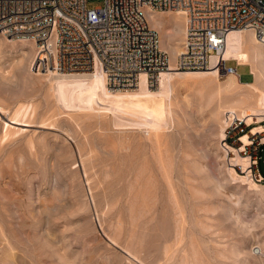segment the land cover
<instances>
[{
	"label": "rangeland",
	"instance_id": "rangeland-1",
	"mask_svg": "<svg viewBox=\"0 0 264 264\" xmlns=\"http://www.w3.org/2000/svg\"><path fill=\"white\" fill-rule=\"evenodd\" d=\"M103 2L87 5L94 9ZM158 13L165 29L173 30L164 21L176 12ZM158 33L163 50L173 44L174 32L164 45ZM36 49L27 39L8 42L0 35V106L5 110L0 114V264H180L181 257L186 264H264L253 251L264 238V193L230 179L227 168L237 169L215 116L219 104L246 94V87L217 94L192 80L175 81L161 156L157 149L141 147L148 144L143 131L117 126L138 119L74 115L65 108L54 95L50 72L31 68ZM248 69L239 66L242 81L253 80ZM219 76L222 82L228 78ZM10 117L22 118L25 126L16 125L22 130L6 138ZM156 152L168 166L165 172ZM145 156L149 163L138 182ZM260 167L264 175L263 162ZM166 182L177 192L187 221L174 254L166 250L177 229Z\"/></svg>",
	"mask_w": 264,
	"mask_h": 264
},
{
	"label": "built area",
	"instance_id": "built-area-1",
	"mask_svg": "<svg viewBox=\"0 0 264 264\" xmlns=\"http://www.w3.org/2000/svg\"><path fill=\"white\" fill-rule=\"evenodd\" d=\"M88 1L0 0V34L34 42L42 72H91L98 63L107 86L120 90L137 87L142 74L156 85L170 68L147 10L185 15V41L175 62L180 71H206L215 55L218 74L238 75L239 65H227L222 57L231 30H253L264 44V0H104L94 9ZM260 125L253 132L244 120L234 119L223 143L239 150L252 178L264 183V120Z\"/></svg>",
	"mask_w": 264,
	"mask_h": 264
},
{
	"label": "bare ground",
	"instance_id": "bare-ground-1",
	"mask_svg": "<svg viewBox=\"0 0 264 264\" xmlns=\"http://www.w3.org/2000/svg\"><path fill=\"white\" fill-rule=\"evenodd\" d=\"M158 15L159 13L157 11L147 10L148 22L153 28H155L160 32L161 42L163 43V45L165 44V40L167 36L171 33V31L174 32V38H173V44L169 43L170 45H167L164 50L165 52L170 54V68L167 70V72H163L159 76L158 84L156 85L155 88H154L155 85H151L150 83H148L146 75L142 74L139 84L134 89H124V90L110 89L107 86L105 73L97 63L95 65L94 70H92L91 72L60 73L54 70H48L51 75V80H53L52 89L54 91V95L57 98V100L61 102V104H63L65 108L67 107L73 110L74 115L78 113V115L82 114V115L95 117V116H107L108 114L112 113L115 117H117V115H120V116H128L130 118L134 117L133 120L135 118L138 119V122L124 123L123 121L124 124L121 122L122 124L119 123L117 124V126L119 125L122 128L124 126H125L124 128H126L127 126H131V127H127L129 128L128 130L134 129V130L143 131L146 134V140L148 141V144L141 143V147H143L144 149H148L150 147L153 150L157 149L159 152L162 143L161 131L163 132V127L164 124H166L167 115H169L170 112L168 110V107L171 104L170 100L172 99L171 97L173 94V86L175 81L192 80L196 84H198L200 88L202 87V88L212 89L217 94L221 93L222 91L235 92L236 90L242 87H246L248 89V92L246 94H243L241 97L239 96L238 98H233L231 100L227 99L224 103H222L223 105L219 104L218 107L216 108L215 116L217 120L220 122V127H221L219 137L220 139H222V142L226 139V131L224 133V127L227 128L234 119H241L244 120L248 125H254L252 127L253 132H256L257 130H261L263 126H261L260 123L264 120V83L256 84V81H258L259 79H261L262 76H264V44L257 38L255 32L250 29L231 30L227 35L226 48L222 53V57L224 60H227L228 62L229 60H234L237 62L239 66H243L247 68L249 67L248 70L250 74L253 76V80L250 82L242 81L241 76L238 73V75H232V74L227 75L228 76L227 80L225 82H222L220 81L219 78L220 76L215 69L218 62V56L215 55H213L210 58L211 65L210 68L206 71H180L176 69L174 62H176L175 60L178 57V55L181 54L183 50V44L185 41L186 17L183 14V12L176 11V16L174 18L170 20L167 19V21H164L165 24L166 23L171 24L170 26L173 27L174 30L173 31L171 30L172 28L171 29L169 28L167 31L166 30L167 28L165 29L162 21L160 20V18H158L159 17ZM182 21H184V28L181 26ZM5 38L8 42H15L16 40H18L14 38L13 39L7 37ZM24 39L26 40L27 38H22L19 41L22 42V40ZM36 52L34 59L31 62V68L33 71L37 69V64L35 63ZM152 87L154 89H152ZM30 109H32V107H30ZM23 111L21 110V112ZM4 113L5 110L3 109V106H0V114H4ZM220 115H223L224 117H220ZM21 119L22 118L18 120L14 117H10L9 122L5 123L4 136L6 138H8L10 135L17 134L22 130L21 128L16 126V125L25 126V124L20 122ZM242 140L244 142H247L246 137H243ZM223 146L225 147V152L228 153V156L232 161L231 166L237 169L235 170L233 168H229V167L227 168V173L230 179L237 182L239 181L247 185L249 190L251 191L260 192L261 194H263L264 185H260L252 178V175L247 170V164L245 160L241 158V156L238 154L239 150H236L234 147L227 144H224ZM142 153L146 154V152L143 151ZM159 153H160L159 155L162 156L161 152ZM156 156L157 158H159L158 160L161 162L159 169H161V171L163 169L165 170V168L168 166L165 164L163 158L161 161V157L160 156L158 157V154ZM160 162H157V164ZM148 163H149L148 158H146L145 156V158H143L142 164L140 163L139 173L137 176L138 182H141L142 178L144 177V171L147 169ZM167 163L169 165V162ZM164 170L163 172H165ZM83 171H85V168ZM83 174H85L84 176H86L87 173L84 172ZM154 181L156 182V180ZM166 183L169 184L167 185L170 187L169 194L172 197V201L176 207V212L175 211L173 212H175V215L177 216L176 219L177 229H175L176 234L172 245L173 247L167 246L166 250L169 251V253L172 252L174 254V252L177 250L179 244L182 242L184 238L183 235L184 225L187 223V221L185 223V214L183 208L179 203L177 192L172 187V185H170L171 183L168 182ZM143 210L145 211V208ZM139 215L140 217H142L143 212L139 213ZM237 221L240 220L238 219ZM113 243L116 244V241L114 239H113ZM166 250H164V252ZM186 251L187 248L183 247V251L181 253H184V256H187L188 253ZM253 251H255L256 254H261V256L264 257V238L257 242L255 247L253 248ZM125 253L129 256L130 259L131 258L135 259L134 257L136 255L133 254L134 252L132 253L130 249L129 250L126 249ZM181 261L182 262L180 264H186L188 259H186L185 257H183L182 259L181 257Z\"/></svg>",
	"mask_w": 264,
	"mask_h": 264
},
{
	"label": "crops",
	"instance_id": "crops-1",
	"mask_svg": "<svg viewBox=\"0 0 264 264\" xmlns=\"http://www.w3.org/2000/svg\"><path fill=\"white\" fill-rule=\"evenodd\" d=\"M239 68V67H238Z\"/></svg>",
	"mask_w": 264,
	"mask_h": 264
}]
</instances>
